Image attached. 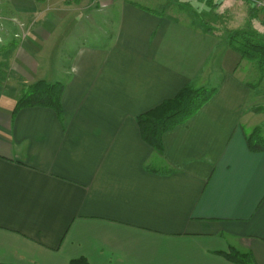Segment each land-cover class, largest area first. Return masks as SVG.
Instances as JSON below:
<instances>
[{
    "label": "crops",
    "instance_id": "0c3cea01",
    "mask_svg": "<svg viewBox=\"0 0 264 264\" xmlns=\"http://www.w3.org/2000/svg\"><path fill=\"white\" fill-rule=\"evenodd\" d=\"M0 19V264H264V153L246 142L264 80L230 46L264 38V9L0 0ZM38 81L64 85L61 116L15 112ZM185 87L214 94L160 154L137 118Z\"/></svg>",
    "mask_w": 264,
    "mask_h": 264
},
{
    "label": "trees",
    "instance_id": "16d2710c",
    "mask_svg": "<svg viewBox=\"0 0 264 264\" xmlns=\"http://www.w3.org/2000/svg\"><path fill=\"white\" fill-rule=\"evenodd\" d=\"M230 46L243 59L255 63L264 74V38L253 30L234 31L230 36ZM62 83L38 81L17 101L15 112L26 108H47L62 115ZM214 91L185 87L175 98L137 118L143 140L159 153H163V135L186 123L211 99ZM248 148L252 152L264 153V136L260 129L246 136ZM235 264H252L249 254L237 249L223 253ZM71 264H90L87 259L72 260Z\"/></svg>",
    "mask_w": 264,
    "mask_h": 264
},
{
    "label": "rangeland",
    "instance_id": "374dc122",
    "mask_svg": "<svg viewBox=\"0 0 264 264\" xmlns=\"http://www.w3.org/2000/svg\"><path fill=\"white\" fill-rule=\"evenodd\" d=\"M242 58V57H241ZM242 60H244V61H249V60H246V59H243L242 58ZM250 62V61H249ZM251 63H253V62H251ZM253 64H255V63H253ZM256 65V64H255ZM257 66V65H256ZM257 68H258V66H257ZM258 70L260 71V69L258 68ZM259 78H261V81H263L264 80V74H262V72L260 71V75H259ZM259 82V85L262 83V82ZM164 103V102H163ZM162 103V104H163ZM161 104V105H162ZM260 104V103H259ZM146 114V113H145ZM142 116V115H141ZM140 117V116H139ZM258 129H260V131L262 132V134H263V136H264V119H262V122H261V124H260V126H259V128ZM163 137H164V135H163ZM163 148H164V144H163ZM164 153V152H163ZM161 154V153H160Z\"/></svg>",
    "mask_w": 264,
    "mask_h": 264
},
{
    "label": "built area",
    "instance_id": "2783aa9c",
    "mask_svg": "<svg viewBox=\"0 0 264 264\" xmlns=\"http://www.w3.org/2000/svg\"><path fill=\"white\" fill-rule=\"evenodd\" d=\"M246 1L252 4L255 8L264 9V0H246ZM0 27H1V22H0Z\"/></svg>",
    "mask_w": 264,
    "mask_h": 264
}]
</instances>
